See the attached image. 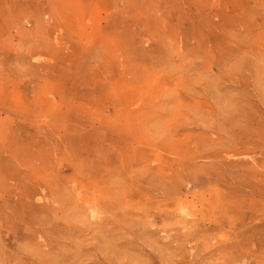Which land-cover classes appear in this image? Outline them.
<instances>
[{"label":"rangeland","instance_id":"1","mask_svg":"<svg viewBox=\"0 0 264 264\" xmlns=\"http://www.w3.org/2000/svg\"><path fill=\"white\" fill-rule=\"evenodd\" d=\"M0 264H264V0H0Z\"/></svg>","mask_w":264,"mask_h":264},{"label":"bare ground","instance_id":"2","mask_svg":"<svg viewBox=\"0 0 264 264\" xmlns=\"http://www.w3.org/2000/svg\"><path fill=\"white\" fill-rule=\"evenodd\" d=\"M39 262V261H38Z\"/></svg>","mask_w":264,"mask_h":264}]
</instances>
